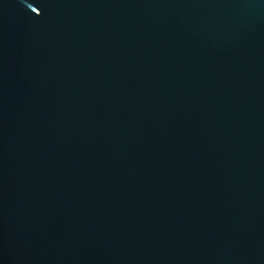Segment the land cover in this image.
I'll return each mask as SVG.
<instances>
[{
  "label": "water",
  "instance_id": "1",
  "mask_svg": "<svg viewBox=\"0 0 264 264\" xmlns=\"http://www.w3.org/2000/svg\"><path fill=\"white\" fill-rule=\"evenodd\" d=\"M0 264H264V0H0Z\"/></svg>",
  "mask_w": 264,
  "mask_h": 264
}]
</instances>
